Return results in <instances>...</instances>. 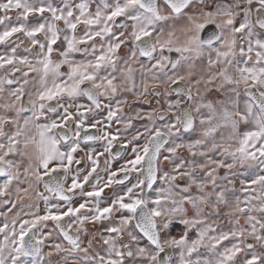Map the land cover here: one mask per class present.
<instances>
[{
    "label": "snow or ice",
    "instance_id": "1",
    "mask_svg": "<svg viewBox=\"0 0 264 264\" xmlns=\"http://www.w3.org/2000/svg\"><path fill=\"white\" fill-rule=\"evenodd\" d=\"M0 264H264V0H0Z\"/></svg>",
    "mask_w": 264,
    "mask_h": 264
},
{
    "label": "rangeland",
    "instance_id": "2",
    "mask_svg": "<svg viewBox=\"0 0 264 264\" xmlns=\"http://www.w3.org/2000/svg\"><path fill=\"white\" fill-rule=\"evenodd\" d=\"M145 107H147V106H145Z\"/></svg>",
    "mask_w": 264,
    "mask_h": 264
}]
</instances>
